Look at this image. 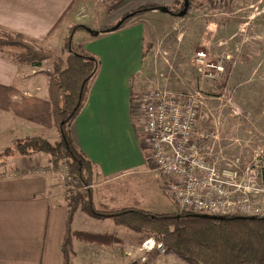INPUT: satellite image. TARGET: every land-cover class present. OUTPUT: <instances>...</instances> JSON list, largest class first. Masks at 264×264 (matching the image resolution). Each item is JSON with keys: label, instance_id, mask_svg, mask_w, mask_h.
<instances>
[{"label": "crops", "instance_id": "0c3cea01", "mask_svg": "<svg viewBox=\"0 0 264 264\" xmlns=\"http://www.w3.org/2000/svg\"><path fill=\"white\" fill-rule=\"evenodd\" d=\"M175 1L105 0L100 3L98 0H0V37L7 34L21 35L49 50L58 47L60 49L68 31L73 33L76 29L85 30L91 38H86V49L98 56L100 68L87 101L72 124L71 132L79 149L97 165L105 183L118 180L146 163L145 151L141 148L140 131L130 121V91L132 79L142 71V53L147 38L145 16L155 15L160 11L153 10L142 14L131 24L114 32L99 31L103 27L117 25L123 17L141 7L172 6ZM82 3H87L89 8L85 19L77 17ZM160 21L169 19L162 18ZM152 32H156V29ZM153 43L148 41L150 47ZM250 54L249 57L258 56L253 51ZM258 54L261 57V52ZM150 55L149 53L147 57H151ZM47 63L51 65L49 61L44 64ZM259 67L255 73L260 76L263 75L264 64L261 63ZM38 72L39 68L14 63L0 49V86L15 88L16 94L12 97L14 102L19 103L21 97L43 101L48 99V77ZM203 121L202 126L208 127ZM22 126L26 127L25 130L31 129L30 126ZM104 132L107 134L105 140ZM6 134L13 144L15 140L28 138L15 137L13 128ZM104 142L108 145L105 152ZM243 143L240 150L235 144H230L228 154L243 158L246 147L249 146L245 140ZM0 145L1 153L10 149ZM42 156L39 153L34 154L21 162H13L9 166L6 164L0 169V264H64L61 247L66 233L68 209L62 184L58 173L56 174L57 169L45 171L49 164L47 158ZM8 159H12L11 153ZM43 161L48 165L42 164ZM7 167L11 170L7 171ZM29 170L34 174L26 175ZM10 173L18 176H4ZM109 200L112 204L119 205L118 199ZM114 208L121 209L120 206ZM103 219H93L81 211H76L70 230L106 234V230L103 232L95 224L104 222V226L108 227V221L117 228L112 219ZM87 224L92 225L93 229H87ZM143 240L139 245L130 243L123 246L121 242L111 246H97L72 239L69 264H148L140 263L137 256ZM132 254L133 260L130 261ZM167 254L165 252L164 255ZM147 255H151L152 259L156 257L161 264H178L175 258L169 261L164 255L155 252Z\"/></svg>", "mask_w": 264, "mask_h": 264}, {"label": "rangeland", "instance_id": "374dc122", "mask_svg": "<svg viewBox=\"0 0 264 264\" xmlns=\"http://www.w3.org/2000/svg\"><path fill=\"white\" fill-rule=\"evenodd\" d=\"M208 1L192 0L193 10L182 20L177 17L172 19L174 16L162 12L145 16L146 44L149 45L148 41H152L154 45L148 47L151 57H145L141 73L132 79L133 95H135L134 99H137L135 100L137 104L132 109L133 112L130 113V121H133L134 128H138L140 131L141 141L142 124L136 107L149 86L165 89L173 94L198 91L200 78L193 57L198 51H206L211 56L222 59L224 74L221 79L203 85V92L205 91L208 98V108L202 115V120L205 119L204 125L210 128L216 127L220 136L223 137L222 141L225 145L235 144L240 150L244 145L243 140H245L249 146L246 147L247 151L243 152V161L248 166L257 163L258 169H264V70L263 75L259 76L255 73L256 69L260 68L259 65L264 64V0H225L227 3L222 0L224 5L215 8L213 6L217 5L220 0L212 1L213 6L207 3ZM197 3L203 4L202 7H197ZM162 18L169 19V21H160ZM155 29L156 32H152ZM68 32L67 37L70 34L72 36V46L74 48L82 46L87 51L86 38L91 39L86 34L87 32L81 29H76L73 33ZM58 48L54 51H59L62 47ZM257 49L259 50L256 52ZM6 51H8L6 48H2V52L7 56L9 53ZM251 51L258 56L249 57ZM259 51L261 57L258 54ZM91 54L98 58L97 55ZM256 59L258 61H254ZM43 70H51V65L44 64L38 73H43ZM22 125L30 126L31 129L25 130L26 127ZM11 128L14 129V136L17 138L22 136H28L30 139H32L31 137H40L45 141L53 142L58 136L55 129H46L26 123L11 112L0 110V144L12 149L11 152H8L11 153L12 159H8L6 151L0 152V169L6 164L9 166L13 162L18 163L31 157L19 155L16 151V144L9 141V136L6 133ZM106 138L107 134L104 132V140ZM107 147L108 145L104 142V152ZM144 153L148 158L147 148ZM42 164L48 165L46 161H43ZM63 167L62 163L57 164L54 167L57 168L56 174L64 173ZM150 168L151 163L147 161V164H143L138 170L123 175L118 180L105 183V180L100 178V184L84 187L93 191V196L96 198L95 211L103 213L101 211L115 210L114 207L120 206L121 208H134L153 215L176 214L178 217L183 215L176 211L173 200L160 185V181H165V178H161L155 171L149 172ZM10 170L7 167V171ZM57 176L63 191H67L70 183L65 182L58 174ZM109 199H118L119 205L112 204ZM99 202L104 203L106 209L99 206ZM99 220L104 219L99 218ZM87 221L96 223L92 220ZM106 223L109 224L108 227L104 226V222L95 225H99L103 232L106 230V234L120 239L123 246H128L130 243L139 245V242L144 239L140 243L137 254L140 263L161 264L156 257L152 259L151 255H147L153 252L158 254L156 251L148 252L146 248H142L143 243L147 241H150V245H158L153 239H146L144 234L121 226L115 228L110 221ZM86 228L93 229L90 224H87ZM132 257L133 254L129 258L130 261L133 260ZM165 257L169 261L171 258H175L178 264H186L171 253ZM143 258L145 262L142 260Z\"/></svg>", "mask_w": 264, "mask_h": 264}, {"label": "trees", "instance_id": "16d2710c", "mask_svg": "<svg viewBox=\"0 0 264 264\" xmlns=\"http://www.w3.org/2000/svg\"><path fill=\"white\" fill-rule=\"evenodd\" d=\"M212 1L207 3L212 5ZM223 1H218V6H212H222ZM183 3V0H176L172 6L141 7L123 17L117 28L116 25L103 27L99 33L122 29L138 16L160 7H165L171 16L177 17L176 14L183 9ZM202 5L198 4L197 7L201 8ZM193 6L192 0H189L185 17L193 10ZM71 39L70 34L62 48L54 51L21 35L7 34L0 37V49L6 48L8 59L20 66L42 69L45 62H51V70L43 72L48 77L46 101L21 97L20 102L16 103L12 100L16 94L15 88L0 86V110L57 132L58 136L53 142L31 137L23 139L25 141L15 140L14 145L22 157L38 153L45 155L49 164L45 171H52L57 164L62 163L71 176L69 188L63 192L68 209L66 233L61 247L64 264H69L72 239L97 246L122 242L108 234L71 232L70 225L76 211L92 218H110L116 226L144 234L146 239L162 244L166 253H172L186 264H264V215L252 218L240 215L203 218L201 214L185 213L178 217L176 214L153 215L128 207L108 210L101 202L99 206L106 210L101 211L103 213L95 211L93 191L84 187L100 184L102 176L97 165L74 142L71 126L87 101L88 89L99 72L100 62L82 46L74 48ZM148 47L150 45L147 44L143 47L142 64L150 52ZM130 92L134 109L137 99H134L132 86ZM141 148L146 150L144 145ZM144 157L147 164L149 157L146 153ZM261 181L264 187V169L261 170Z\"/></svg>", "mask_w": 264, "mask_h": 264}, {"label": "built area", "instance_id": "2783aa9c", "mask_svg": "<svg viewBox=\"0 0 264 264\" xmlns=\"http://www.w3.org/2000/svg\"><path fill=\"white\" fill-rule=\"evenodd\" d=\"M88 10L87 3H82L77 17L85 19ZM193 62L200 78L198 91L173 94L149 86L136 107L142 124L141 142L149 152L151 170L148 171L165 178L160 185L180 214L250 218L264 215L262 169H258L257 163L246 165L239 155L230 156L231 146L224 144L216 127L202 126V115L208 108L203 85L221 79L224 74L222 59L198 51ZM63 168L64 173L58 175L70 183L71 176L67 168ZM32 174L31 170L26 173ZM142 248L156 251L158 255L165 254L162 244L154 246L147 241ZM142 260L145 262L144 258Z\"/></svg>", "mask_w": 264, "mask_h": 264}, {"label": "water", "instance_id": "95a60500", "mask_svg": "<svg viewBox=\"0 0 264 264\" xmlns=\"http://www.w3.org/2000/svg\"><path fill=\"white\" fill-rule=\"evenodd\" d=\"M183 2H184L183 3V9L179 13L176 14L177 18H183V17H185V15L188 12L189 0H183ZM158 10L160 12H162V13H165V14L166 13H169V11L165 7H160ZM118 26H119V23L116 25L115 28H117ZM95 34H97V33H95ZM202 217L203 218H210V216H207V215H202Z\"/></svg>", "mask_w": 264, "mask_h": 264}]
</instances>
